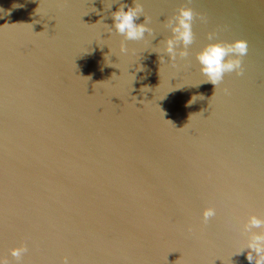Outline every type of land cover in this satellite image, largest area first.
Segmentation results:
<instances>
[{
	"label": "water",
	"instance_id": "water-1",
	"mask_svg": "<svg viewBox=\"0 0 264 264\" xmlns=\"http://www.w3.org/2000/svg\"><path fill=\"white\" fill-rule=\"evenodd\" d=\"M124 2L0 0V260L255 264L264 0H139L141 40L115 29ZM181 7L194 12L189 56L160 59ZM238 39L240 72L204 82L196 54Z\"/></svg>",
	"mask_w": 264,
	"mask_h": 264
},
{
	"label": "clouds",
	"instance_id": "clouds-1",
	"mask_svg": "<svg viewBox=\"0 0 264 264\" xmlns=\"http://www.w3.org/2000/svg\"><path fill=\"white\" fill-rule=\"evenodd\" d=\"M143 15V8L139 0H132V3H122L113 13L112 19L115 29L127 40H141L145 37V33H151L145 22L148 18L144 16V22L137 23L139 17ZM194 18L193 9L190 7H181L178 15L169 22V27L172 35L163 41V48L160 59L163 58V53L171 60H176L177 57L183 59L189 56L188 47L193 42L194 33L192 22ZM209 39H212L211 34ZM121 50H126L122 45ZM247 52V42L238 39L232 43L224 44L220 42L210 43L196 54V58L200 64V70L207 79L204 82H210L217 85L226 72H240L241 60L239 56L245 55ZM238 54L236 58H228L229 54ZM216 215L214 208L204 210L203 216L205 221ZM264 224V219L252 215L248 219V226L251 228H259ZM248 252L247 259L249 262L255 261V264H264V233L256 232L251 235L247 244ZM28 251L24 244L12 247L10 249L11 256L17 260L21 259ZM255 254V255H254ZM0 264H5L0 260Z\"/></svg>",
	"mask_w": 264,
	"mask_h": 264
}]
</instances>
